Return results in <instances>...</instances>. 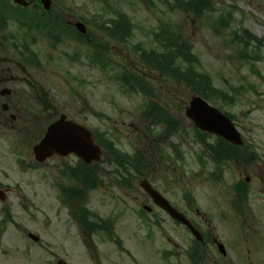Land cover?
Returning a JSON list of instances; mask_svg holds the SVG:
<instances>
[{
    "label": "rangeland",
    "instance_id": "obj_1",
    "mask_svg": "<svg viewBox=\"0 0 264 264\" xmlns=\"http://www.w3.org/2000/svg\"><path fill=\"white\" fill-rule=\"evenodd\" d=\"M26 1L44 9L41 0ZM208 1L198 15L187 0H54L56 11L62 7L84 20L89 45L62 25L59 12L54 19L33 7L40 18L16 0H0V91L12 89L26 115L10 119L2 109L7 98L0 94V189L6 191L0 199V264H58L59 258L71 264H190L181 253L188 250L191 234L149 201L140 187L144 178L224 243L227 257L217 252L218 264H264V0ZM121 15L128 16V27L116 29L110 21ZM30 21L36 33L33 48L21 52L25 64L10 40ZM169 29L189 43L197 70L211 80L208 97L175 74L143 64L144 52L165 53ZM245 31L262 44L250 41ZM126 70L130 77L140 73L151 81L152 93L135 86L132 91L118 80ZM12 77L17 81L6 82ZM194 95L232 118L253 158L217 162L209 149L215 137H202L186 115ZM148 101L171 122L152 125L144 114ZM62 113L108 132L133 162L143 152L147 161L141 172L133 169L137 175L124 183L117 179L116 164L104 161L97 187L88 190L83 178L61 172L79 163L76 155L36 162L33 146ZM241 181L246 195L239 201L235 193ZM62 183L83 187L84 196L70 205ZM146 204L153 210L144 209ZM4 206L11 209L8 224L2 222ZM77 207L88 209L95 226L77 222ZM102 218L108 229L98 226ZM175 245L180 256L163 262L167 250H178Z\"/></svg>",
    "mask_w": 264,
    "mask_h": 264
},
{
    "label": "trees",
    "instance_id": "obj_2",
    "mask_svg": "<svg viewBox=\"0 0 264 264\" xmlns=\"http://www.w3.org/2000/svg\"><path fill=\"white\" fill-rule=\"evenodd\" d=\"M187 2L188 7L190 6L192 11L198 15H201V10L209 5L208 0H187ZM42 16L44 17V15ZM113 24V27L116 29H125L126 27H128V23L120 24L118 20H113ZM223 24L226 23L223 22ZM165 31L166 44L163 46L166 49L165 53L158 54L150 51L144 52L141 58L143 64H146L152 70H160L162 73L169 75L172 73L175 74L177 79L184 80L192 90H195L198 94L202 95L203 97H208V86L211 83V80L206 75L200 73L197 70L195 65L197 58L192 54V50L189 46V43L173 34L170 29ZM244 33L246 34L245 36L250 39V41H254L255 43H257L258 41L262 44V41L256 38L251 32L245 31ZM111 36H114V34L111 33ZM242 37L244 36L241 35L239 39ZM242 53L245 54L246 50H243ZM123 76V82L125 84H128L130 88L133 89V86H139L140 90H142L143 93H148L145 90H148L149 84L144 80L142 76L135 75L134 77H130L133 76V74H131V72L128 70H126V74ZM160 116L161 115L158 112H155L154 110L150 112L149 119H151L153 123L162 122V120L167 123L171 122L167 113L164 112V119L162 118V116ZM198 133L201 134L202 137H206L207 135L199 131ZM103 146L106 149L109 148L113 153L116 160L114 162H116L118 170L122 171V177H124V172L130 171V164H132L133 167H136L135 162L131 161L126 154L122 153L120 150L114 147L113 141L109 140L108 145ZM248 148L249 147L246 146L240 148L236 147L231 143H227L220 138H218L214 144H209V149L212 155H214V158L217 160V162L227 161L229 159L247 161L251 157L253 158L255 156L254 154L248 153ZM69 172L70 175L74 177L83 178L84 182L88 184L90 188L97 187L99 172L95 171L92 167L82 164L81 167L76 168V170L70 168ZM71 194L75 197L82 196L81 190L78 189L76 191L71 192ZM89 224V226L91 227L95 226V224H93L92 222ZM98 226H101L103 228L107 227V225L102 222H100Z\"/></svg>",
    "mask_w": 264,
    "mask_h": 264
},
{
    "label": "water",
    "instance_id": "obj_3",
    "mask_svg": "<svg viewBox=\"0 0 264 264\" xmlns=\"http://www.w3.org/2000/svg\"><path fill=\"white\" fill-rule=\"evenodd\" d=\"M20 4H24L23 0H16ZM46 9H50L51 0H43ZM78 28L86 32L85 26L80 23ZM187 116L195 123L201 130L216 133L237 145L243 144L241 133L235 128L233 121L226 117L218 108L210 105L206 100L199 96H194L190 105L186 108ZM45 136L41 142L34 146L36 159L39 162L52 157L54 154L66 156L71 153H76L80 158L88 163L97 161L101 157L102 150L95 144L92 138L91 131L76 122L70 121L62 114L59 120L53 122L48 128ZM141 186L149 193L157 204L170 215L180 222L189 225L196 237H200V232L196 231L179 211L175 210L170 202L162 196V194L152 188L148 180H143ZM33 239H38V236L31 234ZM39 240V239H38ZM221 251H224V245H219ZM59 264H70L65 260H60Z\"/></svg>",
    "mask_w": 264,
    "mask_h": 264
},
{
    "label": "flooded vegetation",
    "instance_id": "obj_4",
    "mask_svg": "<svg viewBox=\"0 0 264 264\" xmlns=\"http://www.w3.org/2000/svg\"><path fill=\"white\" fill-rule=\"evenodd\" d=\"M59 8H60V10H58V11L60 13V15H59L60 18H58V19L62 20V24L65 27H68L69 29H72V31L77 34V37H78L79 40L84 41L85 35L80 33V31L76 28V24L78 22H80V21L84 22V20L82 18H79L76 14H73L71 12L68 13L62 7H59ZM86 26H87V24H86ZM86 39H88V38H86ZM54 40L55 41H59L60 39L55 38ZM88 40H90V39H88ZM90 41H92V40H90ZM29 47L33 48V42H31L29 44ZM19 48H20V50L21 49L25 50V52L27 50H29V48L27 46L25 47V46H21L20 45ZM14 52H16V55L20 56L19 59L23 58L22 57L23 53H21L19 51H14ZM3 63L4 64L7 63L6 60H3ZM134 68L136 69L137 67H134ZM10 80L17 81V80H15L14 77H12L9 80L7 79L6 82H8V81L10 82ZM33 88H34V90L37 91V86L36 85H34ZM6 91H7L6 94L3 96L5 98H7V102H5V105H6L5 109L6 110H4V112L5 113L9 112L10 119L15 120V121H19V119H22V118L26 117V115L23 113L24 108L22 107L23 106L22 105V100L19 97L14 96V92L12 91V89H9V90H6ZM0 94H1V91H0ZM46 110H51V109L47 106ZM5 193H6V191L5 192L4 191H0V195L1 196L3 195V197H4L3 199L6 198L5 197ZM152 210H153L152 207H151V209L149 208V211H152ZM203 236H204V242H201V243H203V245H201V244L198 245V244L193 243L192 245L189 246L188 253L185 251V252H182L181 255L182 256L186 255V258L188 259L190 264H194L193 263V258L196 259V260H198L200 258H203L205 263L208 262V264H218V258H217L218 257V254H217L218 243H217V238L215 237L213 232H205V233L203 232ZM168 241L172 242L171 237H168ZM205 241H207L208 244H206ZM192 242H194V240ZM175 246H177V249H178L175 253H172L171 250H167V252L162 255V261L163 262H168L169 258H171V257L177 259L180 256V249H179L178 245H175ZM170 251H171V253H170ZM226 255L227 254L223 253V258L227 257Z\"/></svg>",
    "mask_w": 264,
    "mask_h": 264
}]
</instances>
